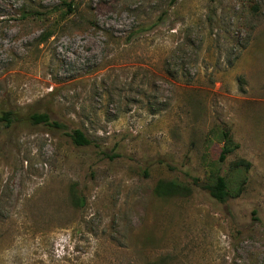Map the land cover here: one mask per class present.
Returning a JSON list of instances; mask_svg holds the SVG:
<instances>
[{"label": "rangeland", "instance_id": "rangeland-1", "mask_svg": "<svg viewBox=\"0 0 264 264\" xmlns=\"http://www.w3.org/2000/svg\"><path fill=\"white\" fill-rule=\"evenodd\" d=\"M0 109V264H264V0H0Z\"/></svg>", "mask_w": 264, "mask_h": 264}, {"label": "trees", "instance_id": "trees-1", "mask_svg": "<svg viewBox=\"0 0 264 264\" xmlns=\"http://www.w3.org/2000/svg\"><path fill=\"white\" fill-rule=\"evenodd\" d=\"M66 11L68 13L71 12V8L69 5H67ZM21 17L23 19L25 16L21 15ZM16 114L17 112L12 109H0V122L5 123V125L8 126L13 123V121L17 120ZM29 119L33 124H42L57 130L64 129L63 125L54 121H50L48 115L45 113L32 114L31 116H29ZM64 135L68 137L71 144L76 147H83L91 144V140L87 138L79 129H72L69 132H64ZM219 137L222 147L220 149L218 162L222 163L227 155L233 153L238 148V145L231 140L228 131H222L219 134ZM243 164L244 166H248V163L242 160L236 163L237 166ZM192 186L199 187L201 190L205 191L212 199L220 203L225 202L230 196L225 178L218 174L215 175L211 183L194 182ZM191 189L192 188L176 181L160 180L156 183L153 189V193L156 197L160 198L188 196L191 193ZM71 202L74 206H77L79 203V201L76 199H72Z\"/></svg>", "mask_w": 264, "mask_h": 264}]
</instances>
